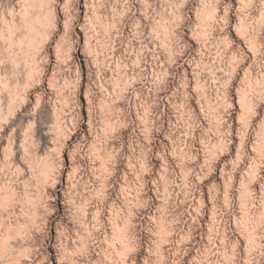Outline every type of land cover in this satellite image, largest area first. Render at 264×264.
<instances>
[{"label":"clouds","instance_id":"clouds-1","mask_svg":"<svg viewBox=\"0 0 264 264\" xmlns=\"http://www.w3.org/2000/svg\"><path fill=\"white\" fill-rule=\"evenodd\" d=\"M0 264H264V0H0Z\"/></svg>","mask_w":264,"mask_h":264}]
</instances>
